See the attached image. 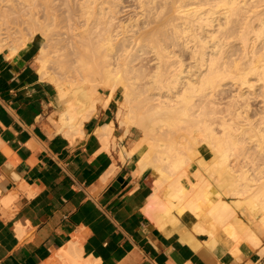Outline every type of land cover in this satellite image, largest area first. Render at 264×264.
Wrapping results in <instances>:
<instances>
[{"label":"bare ground","instance_id":"6f19581e","mask_svg":"<svg viewBox=\"0 0 264 264\" xmlns=\"http://www.w3.org/2000/svg\"><path fill=\"white\" fill-rule=\"evenodd\" d=\"M14 16L27 33L17 22L13 31ZM27 39L40 76L53 70L67 136L97 109L98 85L123 88L118 122L141 132L127 154L139 149L140 168L151 169L147 213L160 229L189 212L261 244L238 212L264 229V0H0V52L13 55ZM102 127L106 142L112 124ZM53 258L92 264L74 241Z\"/></svg>","mask_w":264,"mask_h":264},{"label":"crops","instance_id":"0c3cea01","mask_svg":"<svg viewBox=\"0 0 264 264\" xmlns=\"http://www.w3.org/2000/svg\"><path fill=\"white\" fill-rule=\"evenodd\" d=\"M28 43L38 51L28 41L0 52V264H51L72 241L92 264H264V229L246 213L238 217L261 239L257 247L189 212L160 229L147 213L151 171L140 168L139 149L127 154L139 130L120 125L116 90L99 92L110 101L67 136L56 88L38 74ZM110 123L104 142L99 131Z\"/></svg>","mask_w":264,"mask_h":264},{"label":"rangeland","instance_id":"374dc122","mask_svg":"<svg viewBox=\"0 0 264 264\" xmlns=\"http://www.w3.org/2000/svg\"><path fill=\"white\" fill-rule=\"evenodd\" d=\"M16 19V16H14V17H12L11 19V21L9 22V24L11 23L12 25H13V23L15 24L16 22V24L18 25H16L15 24V28L14 27H12V30H13V28H14V30L13 31H18V30H16V28L17 27H19L20 25V27H21V29H22V32H25L26 31V33H27V24H26V22L25 23H23L25 20L23 19V21H22V19L21 18H19L20 19V23H19V20H15ZM25 18V17H24ZM15 21H14V20ZM14 21V22H13ZM21 21H22V23H21ZM27 21V20H26ZM23 24V25H22ZM12 25H10V26H12ZM14 26V25H13ZM17 26V27H16ZM19 27V28H20ZM25 27V28H24ZM18 28V29H19ZM18 33H19V31H18ZM25 33V34H26ZM16 34H17V32H16ZM14 35H15V33H14ZM20 35H24V33L23 34H20ZM15 36H18V35H15ZM29 40L27 39V42H28ZM27 46H28V48H30L33 52H34V61L36 62V65H37V69H38V64H37V61H36V51H35V49H33L32 47H31V45L28 43L27 44ZM48 71L49 72H53V70L51 69V71L50 70H47V75H48ZM38 72V71H37ZM52 72H51V75H52ZM39 74V73H38ZM40 75V74H39ZM51 75L50 76H46L45 78H43V77H41L42 79H45V80H47V81H49L50 80V77H51ZM47 78V79H46ZM51 81V83H53L52 82V80H50ZM49 81V82H50ZM83 86L85 87V88H90V86H91V83L90 82H84L83 83ZM106 91H108L109 92V89H108V86H105V85H103V84H100V85H98L97 86V88H96V91H95V93H94V98L96 99V108H97V106L99 105V104H102L106 99H102V97H101V95H100V93H105ZM245 91V89H243L241 92H244ZM100 92V93H99ZM122 92H123V88L121 87V86H119L117 89H116V93H117V95H116V106H117V109H118V107H119V101H121V99H122ZM253 108H255V104H254V102H253ZM122 110H123V108H122ZM96 111V110H95ZM94 111V112H95ZM133 128H135V127H133ZM139 134H140V136H141V132L139 131ZM201 150V153H204V155H205V158H209L210 157V151L208 150V149H206V148H202V149H200ZM203 151V152H202ZM192 168H194V166H192L189 170L191 171L192 170ZM150 171H151V169H150ZM188 175H189V178H192V176H191V174L188 172ZM152 180V179H151ZM184 182V181H183ZM152 184L151 185H153V180H152V182H151ZM153 186H151V188H152ZM152 192H153V189H152ZM151 192V193H152ZM162 193H163V191H162V189L160 190V192H159V194L162 196ZM151 195V194H150ZM149 201H150V196H149ZM148 201V202H149Z\"/></svg>","mask_w":264,"mask_h":264}]
</instances>
